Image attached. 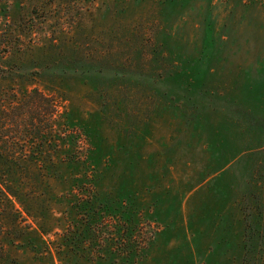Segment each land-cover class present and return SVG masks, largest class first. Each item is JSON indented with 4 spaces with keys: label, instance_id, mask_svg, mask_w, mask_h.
Wrapping results in <instances>:
<instances>
[{
    "label": "rangeland",
    "instance_id": "1",
    "mask_svg": "<svg viewBox=\"0 0 264 264\" xmlns=\"http://www.w3.org/2000/svg\"><path fill=\"white\" fill-rule=\"evenodd\" d=\"M0 43L62 135L14 264H264V0H0Z\"/></svg>",
    "mask_w": 264,
    "mask_h": 264
},
{
    "label": "trees",
    "instance_id": "2",
    "mask_svg": "<svg viewBox=\"0 0 264 264\" xmlns=\"http://www.w3.org/2000/svg\"><path fill=\"white\" fill-rule=\"evenodd\" d=\"M8 44L0 43V264L16 262L8 250L6 226L17 220L15 202L22 203L14 184L30 173V165L54 163L53 158H30V141L53 146L62 136L56 100L39 87H30V71H14L9 66L3 59V52L12 46Z\"/></svg>",
    "mask_w": 264,
    "mask_h": 264
}]
</instances>
